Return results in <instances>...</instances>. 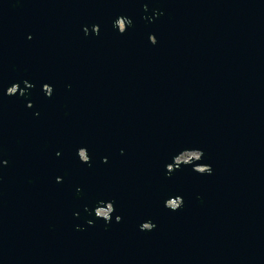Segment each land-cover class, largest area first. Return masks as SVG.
Masks as SVG:
<instances>
[{"label":"water","instance_id":"95a60500","mask_svg":"<svg viewBox=\"0 0 264 264\" xmlns=\"http://www.w3.org/2000/svg\"><path fill=\"white\" fill-rule=\"evenodd\" d=\"M0 264H264V0H0Z\"/></svg>","mask_w":264,"mask_h":264},{"label":"rangeland","instance_id":"374dc122","mask_svg":"<svg viewBox=\"0 0 264 264\" xmlns=\"http://www.w3.org/2000/svg\"><path fill=\"white\" fill-rule=\"evenodd\" d=\"M191 157L193 158H197L198 157V154L197 153H185L183 155H181L178 159V161H184V160H187V159H190ZM102 213L106 212V210H101Z\"/></svg>","mask_w":264,"mask_h":264},{"label":"built area","instance_id":"2783aa9c","mask_svg":"<svg viewBox=\"0 0 264 264\" xmlns=\"http://www.w3.org/2000/svg\"><path fill=\"white\" fill-rule=\"evenodd\" d=\"M101 211V210H100Z\"/></svg>","mask_w":264,"mask_h":264}]
</instances>
